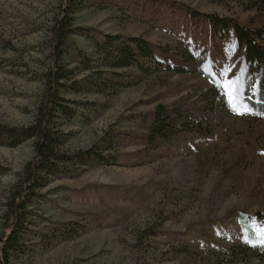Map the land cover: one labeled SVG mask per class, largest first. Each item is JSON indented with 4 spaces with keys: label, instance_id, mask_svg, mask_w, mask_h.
Listing matches in <instances>:
<instances>
[{
    "label": "rangeland",
    "instance_id": "rangeland-1",
    "mask_svg": "<svg viewBox=\"0 0 264 264\" xmlns=\"http://www.w3.org/2000/svg\"><path fill=\"white\" fill-rule=\"evenodd\" d=\"M65 4L0 0L1 125L34 124L44 95L42 75L51 64L52 28ZM193 12L264 30V12L235 2L75 3V33L63 60L78 69L76 85L71 89L68 82L61 92L75 114L55 122L64 134L62 152L94 150V157L76 165L70 177L49 178L29 198L23 250L12 255L11 264H199L189 254L201 245L224 251L250 234L264 239L258 232L264 229V123L233 113L226 89L228 80L239 78L243 51L232 36L220 38L206 17L196 19ZM103 35L142 38L160 49L157 57L166 65L191 71L119 70L125 76L117 78L103 69L106 76L92 79L102 69L84 71L81 60L96 62L93 40ZM187 52L193 61L183 59ZM239 85L240 92V78ZM160 106L164 119L192 132L149 144L148 128ZM33 144L0 147V235L13 188L34 158ZM66 226L75 231L54 237Z\"/></svg>",
    "mask_w": 264,
    "mask_h": 264
},
{
    "label": "trees",
    "instance_id": "trees-1",
    "mask_svg": "<svg viewBox=\"0 0 264 264\" xmlns=\"http://www.w3.org/2000/svg\"><path fill=\"white\" fill-rule=\"evenodd\" d=\"M80 1L66 0L65 7L62 9L55 27L52 28L53 51L50 56L51 64L46 73L42 75L45 85L44 95L34 124L27 128L9 127L0 124V147L16 148L25 141L32 140L34 141L35 154L33 160L27 165L20 181L14 186L6 205L5 230L0 235V264H11L12 255L21 253L23 250L21 241L29 198L43 189L49 178L70 177L74 173L76 165H84L85 162L94 157V150L74 154L62 152L64 134L58 130L55 122L59 115L72 118L75 114L74 110L68 106L69 102L62 97L61 92L69 89L66 86L68 82L73 85L71 89H75L74 86L76 85L74 78L78 69H69L65 65L63 57L66 41L70 35L75 33L72 25L74 5ZM220 1L235 2L246 10L255 9L264 12V0ZM192 14L196 19L206 17L209 21L208 24L215 27L220 38L232 36L237 48L243 51L242 66L239 73L242 89L238 94H235V102L240 106H247L251 112L255 113L242 116L264 123V30L245 28L233 20L213 19L211 16L194 15V12ZM93 44L97 55L96 62L91 61L89 58L81 60L82 70L84 71L102 69V71H95V74L90 76V78L93 77L92 79L96 76H106L108 72H113V75L121 78L125 75L116 74L115 72L130 69L145 75H152L159 71L175 74H184L191 71L181 64L166 65L157 57L160 49L142 38L103 35L101 38H95ZM183 55V59L186 58L187 61H193L194 59V54L187 52ZM100 79L97 78V80ZM105 80H108V78ZM108 85H113L111 80H109ZM215 88L213 91H215ZM165 112L166 109L160 106L153 114L154 120L147 133V141L151 145L164 142L166 139L172 138L175 133L191 131L184 128V124L177 126L174 122H171V118L164 119ZM195 133L200 137L204 136V131L198 130ZM97 158L101 162H108L107 159L101 156L97 155ZM249 218L242 217V221L246 224L249 222ZM74 231L73 227L68 228L66 226L62 231L55 230L54 237H59L58 233L65 237ZM200 244H203V242ZM203 247L201 245L196 251L189 254L199 264H238L241 263V257L253 258L259 261L264 260V244L260 243L253 234L247 236L238 246L227 248L224 251L210 250Z\"/></svg>",
    "mask_w": 264,
    "mask_h": 264
},
{
    "label": "snow or ice",
    "instance_id": "snow-or-ice-1",
    "mask_svg": "<svg viewBox=\"0 0 264 264\" xmlns=\"http://www.w3.org/2000/svg\"><path fill=\"white\" fill-rule=\"evenodd\" d=\"M230 70L231 69L229 68L224 69L225 73H227ZM226 89L228 90L227 94L230 97V106L235 114L237 115L255 114L251 112V110L248 109L247 106H240L238 103L235 102L236 100L235 94L240 90L239 78H237L236 80H228L226 83ZM258 232L262 237H264V229H258ZM259 242L264 244V239H261Z\"/></svg>",
    "mask_w": 264,
    "mask_h": 264
}]
</instances>
